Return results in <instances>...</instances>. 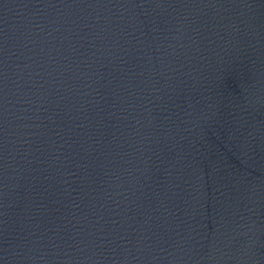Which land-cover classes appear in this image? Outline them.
<instances>
[{"label":"water","instance_id":"obj_1","mask_svg":"<svg viewBox=\"0 0 264 264\" xmlns=\"http://www.w3.org/2000/svg\"><path fill=\"white\" fill-rule=\"evenodd\" d=\"M0 264H264V0H0Z\"/></svg>","mask_w":264,"mask_h":264}]
</instances>
